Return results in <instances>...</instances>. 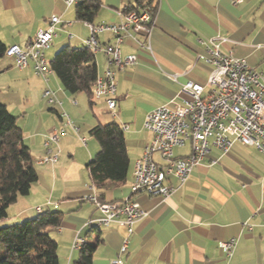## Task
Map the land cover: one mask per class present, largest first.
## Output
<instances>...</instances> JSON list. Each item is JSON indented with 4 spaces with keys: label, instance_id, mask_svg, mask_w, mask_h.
Masks as SVG:
<instances>
[{
    "label": "crops",
    "instance_id": "obj_1",
    "mask_svg": "<svg viewBox=\"0 0 264 264\" xmlns=\"http://www.w3.org/2000/svg\"><path fill=\"white\" fill-rule=\"evenodd\" d=\"M99 1L92 24L119 23L123 8L134 2ZM75 6L67 8L62 0H0V42L5 48L24 47L39 30L48 27L51 16H57L60 23L44 52L47 63L64 46L83 47L89 29L85 22L76 20ZM96 39L99 49L92 53L98 77L108 68L105 47L113 43L114 36L106 32ZM149 44L150 51L136 48L129 40L119 46L122 58L134 52L138 61L115 74L113 114L104 100L89 101L83 94L66 92L52 71L38 76L32 64L18 70L13 58L0 56V102L18 118L38 175L29 194L17 198L0 224L34 218L39 214L35 207H41L42 212L60 211L59 227L47 229L57 242L59 264H75L79 250H72L71 244L76 237L87 243L99 239L91 264H110L114 259L127 264H264V155L254 147L236 142L228 154L210 147L193 169L191 184L177 188L167 198L130 192L132 163L152 139L142 127L144 117L170 101L182 103L187 99L180 92L187 82L205 87L211 72L207 50L212 44L223 54L231 52L244 59L264 76V0H157ZM46 88L60 102L47 104V112L42 96ZM207 90L205 87L204 93ZM62 114L78 126V132L65 125ZM107 123H115L120 129L128 126L122 132L130 171L124 183L95 187L86 166L98 151V144L86 134L94 126ZM52 127H63L66 132L53 146L58 161L54 165L34 163L45 154L44 136ZM190 152L186 142L174 149V157H187ZM64 153L70 160L63 159ZM152 158L163 164L159 153ZM70 166L77 174L74 184H67L63 175ZM167 183L173 186L175 180L169 178ZM91 195L106 203L131 198L146 212V217L133 226L126 253H120L125 234L122 227L90 224L101 217L88 200ZM231 238L237 243L228 259L217 244Z\"/></svg>",
    "mask_w": 264,
    "mask_h": 264
},
{
    "label": "built area",
    "instance_id": "obj_2",
    "mask_svg": "<svg viewBox=\"0 0 264 264\" xmlns=\"http://www.w3.org/2000/svg\"><path fill=\"white\" fill-rule=\"evenodd\" d=\"M65 7L77 5L81 0H62ZM121 20L116 24L86 23L89 37L83 46L91 52L99 49L97 36L111 33L112 44L105 47L108 68L102 76H98L93 85V100H104L106 108L113 114L116 102L114 99L117 84L115 74L125 67L137 63L138 57L130 52L121 57L119 46L131 41L136 48L150 51V32L154 19L148 9L140 14L134 11L121 13ZM60 23L57 16H51L49 25L39 30L36 36L24 47L12 45L5 49L4 55L13 58L18 70L26 69L32 64L34 73L45 77L51 73L44 52L55 36V26ZM69 25V24H68ZM69 37H71L69 35ZM207 63L211 72L204 86L187 82L181 86L180 92L187 95L182 103L170 101L146 114L142 127L152 134L151 141L145 146L141 156L132 163L130 186L131 194L144 192L150 196L167 198L177 188L191 184V173L209 152L215 147L228 154L234 143L246 147H254L264 155V76L250 68L246 61L233 56L231 52L223 54L216 44L207 50ZM49 105H60L53 92L46 88L42 94ZM65 125L71 126L75 132L78 128L72 124L66 114L61 115ZM128 130L127 125L121 127ZM66 135L65 129L52 127L44 136L45 154L37 160L38 164L54 165L58 161V152L54 151L60 138ZM84 141V138H82ZM186 142L190 144L187 157L175 158L174 149L181 148ZM159 153L162 165L156 163L152 155ZM169 178L175 185H169ZM88 200L94 204L101 217L90 224L108 226L116 224L124 229L120 245V253H126L133 226L146 217L140 205L131 200L123 202H101L95 195ZM49 204V203H47ZM38 213L41 207H36ZM236 239L231 238L218 242V248L226 258H231L236 246ZM85 240L76 237L71 244L72 250H79ZM110 264H127L114 259Z\"/></svg>",
    "mask_w": 264,
    "mask_h": 264
},
{
    "label": "trees",
    "instance_id": "obj_3",
    "mask_svg": "<svg viewBox=\"0 0 264 264\" xmlns=\"http://www.w3.org/2000/svg\"><path fill=\"white\" fill-rule=\"evenodd\" d=\"M99 7V0H81L75 6L76 20L92 23ZM146 9L154 19L157 0H134L123 8L122 13L134 11L140 14ZM5 49L0 42V56L4 55ZM48 66L66 92L83 94L92 101L97 68L89 49L64 46ZM17 119L0 102V222L7 218L8 208L19 196H27L38 179ZM89 135L98 144V151L86 166L91 183L95 187L105 183H124L130 171V161L120 127L115 123L99 124L89 131ZM61 221L60 211L47 210L32 219L0 224V264H59L57 242L47 229L59 227ZM98 242V238L93 243L85 242L75 264H91Z\"/></svg>",
    "mask_w": 264,
    "mask_h": 264
},
{
    "label": "rangeland",
    "instance_id": "obj_4",
    "mask_svg": "<svg viewBox=\"0 0 264 264\" xmlns=\"http://www.w3.org/2000/svg\"><path fill=\"white\" fill-rule=\"evenodd\" d=\"M21 100H22V98H21ZM25 103H28V101L27 102H25ZM45 103H46V101H45ZM48 108H50L49 107V105H47V103H46V105H45V109H46V112H47V109ZM28 116L30 117V116H32V111L31 110H29V112H28ZM19 124V123H18ZM76 127H78V126H76ZM86 138L88 139V140H92V142H94L95 144H96V141L92 138V137H90L88 134H86ZM97 145V144H96ZM44 155H42L41 157H39V158H36V159H34V163H37V160L38 159H40V158H42ZM61 157H62V155H61ZM63 159L64 160H70V158L67 156V154L66 153H64L63 154ZM36 168V167H35ZM38 170V169H37ZM76 173V170L74 169V167H71L70 166V168L69 169H67V167H66V171L63 173V175H64V177H65V179H67V184H74L75 182H76V180H77V174H75ZM61 180H62V178H61ZM64 180V179H63ZM19 198H21V197H19ZM27 198V197H26ZM36 208V207H35ZM34 208V209H35ZM13 209V208H12ZM12 209L11 208H9L8 210H7V212H10L11 213V211H12ZM32 219V218H31ZM21 222V221H20Z\"/></svg>",
    "mask_w": 264,
    "mask_h": 264
}]
</instances>
